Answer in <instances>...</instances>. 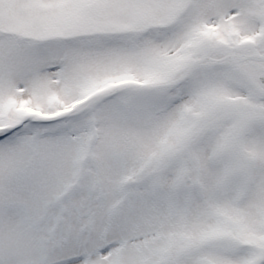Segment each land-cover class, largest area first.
I'll return each mask as SVG.
<instances>
[{"label":"snow or ice","instance_id":"snow-or-ice-1","mask_svg":"<svg viewBox=\"0 0 264 264\" xmlns=\"http://www.w3.org/2000/svg\"><path fill=\"white\" fill-rule=\"evenodd\" d=\"M0 264H264V0H0Z\"/></svg>","mask_w":264,"mask_h":264}]
</instances>
